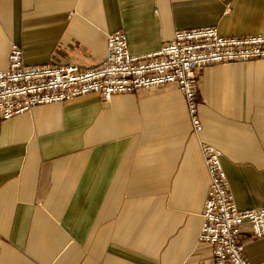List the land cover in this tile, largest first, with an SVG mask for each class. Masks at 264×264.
Masks as SVG:
<instances>
[{
    "label": "crops",
    "instance_id": "1",
    "mask_svg": "<svg viewBox=\"0 0 264 264\" xmlns=\"http://www.w3.org/2000/svg\"><path fill=\"white\" fill-rule=\"evenodd\" d=\"M199 26L264 35V0H0V69L11 44L25 64L89 67L109 32L140 54ZM195 100L198 132L174 85L0 117V264H215L198 240L201 145L220 150L239 209L264 206V58L205 66ZM240 242L264 264V236L244 224Z\"/></svg>",
    "mask_w": 264,
    "mask_h": 264
},
{
    "label": "built area",
    "instance_id": "2",
    "mask_svg": "<svg viewBox=\"0 0 264 264\" xmlns=\"http://www.w3.org/2000/svg\"><path fill=\"white\" fill-rule=\"evenodd\" d=\"M105 57L96 65L25 64L21 49L11 44L6 67L0 69V117L8 118L39 104L62 102L88 93L108 99L115 93H137L174 85L182 92L193 132L201 130L195 84L205 66L264 58V35H222L215 26L178 29L153 51L133 54L121 30L106 36ZM208 186L201 211L198 240L211 246L215 264H250L241 248L240 230L264 236V206L239 209L229 191L221 152L202 144Z\"/></svg>",
    "mask_w": 264,
    "mask_h": 264
}]
</instances>
